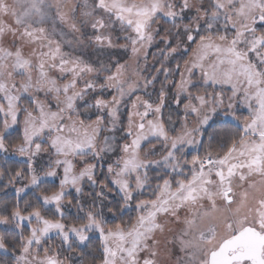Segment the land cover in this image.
Segmentation results:
<instances>
[{
	"label": "snow or ice",
	"instance_id": "6c2138e0",
	"mask_svg": "<svg viewBox=\"0 0 264 264\" xmlns=\"http://www.w3.org/2000/svg\"><path fill=\"white\" fill-rule=\"evenodd\" d=\"M64 7L59 0H0V152L8 151L5 133L23 112V139L14 151L27 165L26 174L17 170L8 183L27 178L16 188L20 197L46 177L59 179V190L37 196L35 206L21 207L19 200L10 210L0 206V225L20 230L14 264H71L64 253H76L93 232L101 242L98 264H264V0H95L94 7L84 0L79 21L76 5ZM53 8L69 30L59 38L42 26ZM117 23L123 43L113 38ZM157 38L164 45L159 67L141 68ZM63 44L107 52V63L101 56L96 62L73 57ZM116 48L129 59L115 58L109 50ZM177 54L188 55L183 66H166ZM129 61L137 66L131 74ZM159 73L165 79L156 99L135 95L154 86ZM173 73L178 80L169 79ZM169 85L173 103L186 99L175 135L162 115ZM25 95L30 107L20 105ZM134 95L124 126L120 105ZM238 108L247 113L242 121ZM221 113L236 122L230 141L219 145L226 150L214 153L210 136L204 154L188 159V149L203 144L197 134ZM118 126L123 143L114 135ZM41 153L48 163L38 174L34 158ZM152 171L155 188L133 208ZM85 182L93 188L87 198ZM69 189L76 193L78 225L62 222ZM105 209L112 217L137 215L106 227ZM50 233L59 247L45 246ZM8 247L0 235V249Z\"/></svg>",
	"mask_w": 264,
	"mask_h": 264
},
{
	"label": "trees",
	"instance_id": "16d2710c",
	"mask_svg": "<svg viewBox=\"0 0 264 264\" xmlns=\"http://www.w3.org/2000/svg\"><path fill=\"white\" fill-rule=\"evenodd\" d=\"M59 2L65 6L63 8V11L65 12L69 11V9L73 5H76L77 6L76 7L77 20L79 21L83 19V17L81 16V12L83 10L84 0H59ZM48 3L54 4L56 3V0H48ZM88 4L90 5V7H94L95 0H88ZM55 13H56V10L55 8H53L50 12V18L42 26L48 29L50 33L52 32L53 29H55L56 38H59V35L61 32L67 33L69 30L66 25L62 24L59 19L55 18ZM161 27L162 28L168 27V25L161 22ZM84 31L87 33H90L91 29L86 28L84 29ZM112 34H113L114 39L116 37H120L119 43L124 42L123 36L125 35V33L120 31L119 23L116 24L115 30L113 31ZM67 38H71V37L69 36ZM162 47H164V45L160 43L159 38H157L154 44L147 49L146 57H143V56L141 57L143 59V64H147L149 61L151 62L155 61V59H157L159 56L157 53L158 48H162ZM62 50L66 53H69L73 57L80 56L81 58L85 60H91L93 62H96L97 56L99 53V51H94L91 48L77 47L75 45L72 47H69L67 44L62 45ZM114 50L120 55V56L117 55L115 58H118L121 63L129 59L128 53H126L123 49L116 48ZM104 62L107 63L106 60ZM100 79L102 80V77ZM2 121H3V117L0 114V129H2L3 127ZM209 125L210 126H207L205 128L206 130L203 131L201 134V141H203V144L200 145L199 147V153L201 155L204 154L207 148L210 136L214 137V139H212L211 141V150L214 153L215 152L222 153L223 151L226 150V148L221 149L219 145L221 143L229 142L231 136L236 132L235 123L229 122L228 120H224L221 118H215L209 123ZM21 142H22V131L20 128H16L7 134L5 133V144L8 148V151L10 152L14 151V148L17 145H19ZM17 170H23L26 174L27 173L26 163L21 160L15 159V158L14 159L10 158L8 160H3V159L0 160V172L4 173L3 176H0V206L7 204L10 210L11 207L17 203V200H19L21 207L25 206V201H29L32 205L35 206L37 204V201L35 198L39 196L38 193H42V192L44 193V191H42L43 189H47L46 193H51L55 191L56 185L55 183H52V184L44 185V187L38 189L37 191L26 193L20 198H17L14 195H7L8 188L10 186V184L8 183L10 174L14 175V173ZM149 175L151 177L149 187L145 189L144 193L135 197L134 203H135L136 198L138 199L139 198H143V199L149 198L151 189L155 188V185L157 183L156 172L152 171L149 173ZM84 188H85L84 196L85 198H87V193L92 192L93 188L90 185H86L84 186ZM111 195H114V194H110V198H111ZM118 199L119 197H117V200ZM105 215L107 216V218H111L109 223L114 225L115 223H119L121 220L126 221L133 214L130 213V211H126L122 216L118 214L116 217H112L110 214L107 213V210L105 209ZM23 234L25 236L28 235L27 231L24 229H23ZM0 235H3L5 237V240L7 244L9 245L5 253L0 251V264H14L15 250L16 248H19L18 241L20 239V232L19 233L12 232L10 234L1 232ZM54 243L56 244V241ZM81 249H78L76 252L77 256L80 258L79 259L81 261L80 264H98V261L95 259L96 257H99L101 255V242L98 238H94L91 242L87 243Z\"/></svg>",
	"mask_w": 264,
	"mask_h": 264
},
{
	"label": "rangeland",
	"instance_id": "374dc122",
	"mask_svg": "<svg viewBox=\"0 0 264 264\" xmlns=\"http://www.w3.org/2000/svg\"><path fill=\"white\" fill-rule=\"evenodd\" d=\"M163 48V47H162ZM28 49H25V52H27ZM111 51L112 53L115 54V57L117 55H119L114 49L112 50H109ZM158 55H159V52L157 51ZM98 56H101V58L105 61L108 60V53L107 52H104V53H98ZM120 56V55H119ZM159 59H162V57L158 56L157 59H155V61H149L147 64H143V59L141 58L140 60V67L143 68V67H148L149 69H152L153 66L155 67H159V64L157 63V60ZM185 59H188V55L187 54H184V55H181V54H177L176 55V58L175 59H170L169 61L165 62L166 63V66L168 67H171V68H175L176 66V63L179 62L181 64V66H183V61ZM136 64L134 61H130L129 62V74H131L135 69H136ZM144 75H148V73H144ZM199 74L197 73V76ZM149 78H151L149 76ZM19 79V78H18ZM133 79H135V77H133ZM165 77H164V74L163 73H159L158 74V79L155 81V84L154 86H149V88L145 91V90H142L138 93H136L135 95H141L143 96L144 98H148L149 95L151 96L152 99H156V96L158 95V92H159V89H160V86H161V82L164 81ZM169 79H176L178 80L179 79V74L177 73H173L172 75L169 76ZM102 81V80H101ZM168 95H169V98H168V101L166 102L165 104V107L164 109L162 110V115H163V120L165 122V126L168 127V128H174L176 131L170 133L172 135H175L176 132H178L181 124H180V118L183 117L184 113H183V103L186 102V99L185 100H182L181 104L178 106L176 105L175 103L172 102V97L175 93V87L174 85H169L168 86ZM203 88H200L199 91L202 93L203 92ZM207 90L209 92L212 91V88L211 86H207ZM193 92L197 91V89H192ZM217 91H219V88H217ZM230 94V93H229ZM135 95L132 96L131 98L127 99L125 103H122L120 105V119L121 121L123 122V125L126 126L127 124V118H128V108L131 104V100L132 99H135ZM39 98L41 100L44 99V95L41 93L39 94ZM106 98L110 99L111 96L109 94H106ZM225 104H227V99H225ZM20 105L21 107H30V103H29V97L27 95H25L21 101H20ZM238 114L241 116V121L243 119V116L247 115L246 111L242 108H238ZM2 115V114H1ZM169 115H171L172 117V121L170 122L169 121ZM3 117V115H2ZM19 121L20 123H18L17 125H14L13 127L9 128L8 131L6 132L9 133L11 132L12 130L16 129V128H20L21 131L23 129V120H24V113L21 112L19 114ZM94 118V117H93ZM151 118V117H150ZM215 118H221V119H224V120H228L230 121L231 118L230 117H225L222 113L220 115H214L213 116V119L214 120ZM211 122V121H210ZM209 122V123H210ZM233 123H236L235 121H232ZM189 126L191 127H195V120L193 117H189ZM207 126H205L206 128ZM111 135V134H110ZM114 135L116 136L117 140L120 142V143H123L124 141L121 139V137L123 136V131H122V127H119L117 128V131L114 133ZM198 135V138L201 140V134H197ZM22 139H23V136H22ZM22 143V142H21ZM20 143V144H21ZM199 147L200 145H197V146H193L191 147L190 149H188L189 151V155H188V159H191V155H195L197 152H199ZM18 159V160H21L23 162H25L26 160V157H22L20 156L17 152L15 151H7V152H0V160L3 159V160H8V159ZM89 160L91 161V158H89ZM34 168L37 170V173H41L42 171H46L47 170V163H48V156L44 153H41L39 156L35 157L34 158ZM100 163H102L104 165V169L106 170V166H107V161H101ZM83 165H79L78 164V167H82ZM97 172L99 173L100 172V168L98 167L97 169ZM28 183V180L27 178L23 179V180H20L18 183H15V184H10L9 188H8V192H7V195H14L17 197V194H16V188L17 187H21L23 186L24 184H27ZM52 183H55L56 185V189L55 191H58L59 190V179L57 177H46L44 178V182L40 185V188L44 187V185L46 184H52ZM86 185H89L87 182H85L83 184V189H84V192H85V188L84 186ZM37 188H32V189H25V192L24 193H21L20 194V197L23 196L24 194L26 193H29V192H32V191H37L38 190ZM42 191H44V193H38L39 196L41 195H44V194H51V193H46L47 192V189H43ZM145 190H143L142 193H144ZM68 195L65 197V200H64V204H65V217L63 219V223L67 224V225H72V224H80L81 221L78 219V214H77V208L75 206V198H76V193L74 190L72 189H69L68 190ZM142 193H138L136 194V197L139 196L140 194ZM20 197H17V198H20ZM138 198H136L137 200ZM139 199H143V198H139ZM69 200H72L73 203L71 205L68 204V201ZM135 200V202H136ZM133 204V208L135 206V203H134V200L132 202ZM34 206V205H33ZM52 212H54V208L52 209ZM52 212H49V213H45V215L48 216V218L50 219H57L58 217L57 216H54L52 215ZM130 213H132L133 215L130 216L129 219H127L126 221H134L135 220V217L137 215V213L135 211H130ZM106 219L108 220V224L106 225V227H114V225L110 224L109 221L111 220V218H107L106 216ZM24 230L27 231V233L29 234V230H28V227H27V222H25V225H24ZM1 232H4V233H7V234H10L12 232H15V233H19L20 230L18 229H15V227L13 225H0V233ZM89 236H90V239L89 241L86 242L89 243L91 242L94 238H99V234L98 233H89ZM56 241V244L54 243ZM45 246H51L53 248H56V247H59L60 246V240L58 237H56V235L54 233H50V239H48L46 242H45ZM84 247V246H81V248ZM1 252L5 253L6 251L4 249H0ZM178 251V250H177ZM16 255H19V248H16L15 250V256ZM64 255H69L71 257V264H80L81 261L79 260L80 258L77 256L76 253H67L65 252Z\"/></svg>",
	"mask_w": 264,
	"mask_h": 264
}]
</instances>
